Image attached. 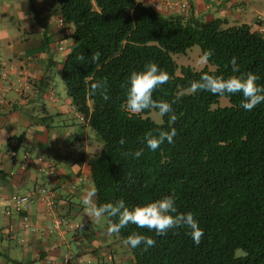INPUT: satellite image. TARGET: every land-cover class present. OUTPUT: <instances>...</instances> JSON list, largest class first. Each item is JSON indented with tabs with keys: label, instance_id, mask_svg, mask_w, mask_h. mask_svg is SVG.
I'll list each match as a JSON object with an SVG mask.
<instances>
[{
	"label": "trees",
	"instance_id": "trees-1",
	"mask_svg": "<svg viewBox=\"0 0 264 264\" xmlns=\"http://www.w3.org/2000/svg\"><path fill=\"white\" fill-rule=\"evenodd\" d=\"M28 2L45 38L34 0ZM56 5L73 27L61 79L72 106L88 119L103 146L89 163L96 203L122 199L131 209L174 194L178 211L192 212L204 230L196 246L184 228L156 236L130 224L117 235L121 241L133 232L156 241L147 251L143 245L128 247L132 264H264V103L245 111L240 94L187 92L205 73L228 78L252 72L264 86V37L245 24L225 27L227 22L218 19L162 17L135 0H56ZM193 46L201 55L211 50L210 62L199 71L178 67L173 56ZM96 52L99 59L92 62ZM233 57L238 73L229 63ZM150 62L170 76L153 99L176 101L174 124L167 116L154 123L148 117L152 110L138 115L125 110L129 76ZM102 79L107 80V101L89 94L91 84ZM220 98L228 105L217 106ZM173 127L172 144L151 151L140 142L149 130ZM22 140L11 141L13 152ZM139 149L143 154L135 158L132 153Z\"/></svg>",
	"mask_w": 264,
	"mask_h": 264
},
{
	"label": "crops",
	"instance_id": "crops-1",
	"mask_svg": "<svg viewBox=\"0 0 264 264\" xmlns=\"http://www.w3.org/2000/svg\"><path fill=\"white\" fill-rule=\"evenodd\" d=\"M159 1L162 17L245 24L264 37V0H186L182 14L170 6L176 0ZM34 3L45 38L28 0H0V264H64L66 256L69 264H132L119 237L107 235V220L96 224L83 213L82 196L93 187L89 163L103 146L89 127L80 130L61 79L73 27L61 33L56 0ZM20 136L13 152L10 143ZM37 187L48 189L53 206L32 195L25 213L29 228L23 229L22 215H5L4 209L12 195L32 194ZM57 215L66 216L71 228L45 237L32 230Z\"/></svg>",
	"mask_w": 264,
	"mask_h": 264
},
{
	"label": "clouds",
	"instance_id": "clouds-1",
	"mask_svg": "<svg viewBox=\"0 0 264 264\" xmlns=\"http://www.w3.org/2000/svg\"><path fill=\"white\" fill-rule=\"evenodd\" d=\"M148 3L143 5L148 6ZM174 4L175 3L170 6L175 7ZM159 7L156 9L152 7L150 8L157 10ZM187 9L188 4L184 12H181L176 8V10L181 14L186 13ZM59 17L61 16L59 15ZM65 25V30H60L62 34L67 30L68 24L66 22ZM58 50L63 51V47L59 46ZM212 55L213 53L211 50L204 51L199 58V63L208 64ZM99 56V52L94 53L91 57L92 62L97 61ZM79 59L83 61L85 57L81 55ZM229 63L232 66V72L238 73L239 66L237 65L236 58L233 57ZM1 76L2 78H5V72H3ZM259 79L260 77L252 72L232 75L228 78L205 73L201 75L198 81L191 83L190 91L192 93H196L198 91L208 92L213 96L221 97L240 94L242 97L240 107L245 111H252L256 106L264 103V86L257 84ZM169 80V74L161 70L155 63L151 62L145 65V70L131 73L127 82L125 110L133 115H138L145 111L152 110L159 118H161V121L165 116H167L170 123L174 124L177 120V116L172 105L176 103V101L173 100L169 103L167 101H156L153 99V93L160 86L167 84ZM107 90V80L102 79L91 84L89 94L99 96L104 101H107L109 99ZM177 99H179V97H177ZM75 111L74 107H72V112L74 113ZM85 119V125H82L78 121L82 127L80 129L81 131L84 127H88V119L86 117ZM175 136L176 129L174 127L170 130L154 129L147 131L140 142L149 150L155 151L165 142L172 144ZM118 143L123 146L125 145L126 140L121 138ZM142 154L143 149L136 150L132 153L135 158H139ZM14 156L15 153H12V157ZM24 157L23 159L27 158V156ZM97 193L98 189H96L95 186L85 191V194L81 199V203L84 205L83 213L96 224H100L106 219V233L109 236L119 235L121 230L127 228L130 224L135 225L137 228L147 229L150 232H154L156 236H164L170 230L184 228L186 230V235L191 238L192 242L196 246L201 244L205 235L204 230L200 227L199 221L192 212L181 213L178 211L176 205L177 198L174 194L164 195L152 202L129 209V207L126 206L125 201L122 199L116 200L112 203L98 205L95 202ZM81 228H83V224H81ZM122 243L124 246L131 249H136L143 245L144 251H147L148 248L155 245L156 241L149 236L133 232L124 238Z\"/></svg>",
	"mask_w": 264,
	"mask_h": 264
},
{
	"label": "built area",
	"instance_id": "built-area-1",
	"mask_svg": "<svg viewBox=\"0 0 264 264\" xmlns=\"http://www.w3.org/2000/svg\"><path fill=\"white\" fill-rule=\"evenodd\" d=\"M147 5L156 9L157 7H159L160 2L157 0H150V2ZM174 6L179 11L184 12L187 8V3L185 2V0H176ZM58 26H59V29L61 31H64L66 28L64 19L62 17H59V19H58ZM3 76H5V75H3ZM74 114H75L76 118L78 119V121L82 125L86 124V119L83 115L79 114L76 111L74 112ZM45 170H46V172H48V174H51V173L53 174V168L51 166L46 167ZM32 195H35L34 196L35 201L45 202L46 205H48L49 207L53 206V202L51 201V198H50L51 195H50V192L48 191V189L45 187H37L32 194L12 195L9 198V200L7 202V206L4 209V214L9 215L10 212H13L15 214L20 215L21 213H25L28 210V207L30 206V204L32 203V201L34 199L32 197ZM21 220H22L23 229H28L29 224L27 222V216L22 215ZM68 227L71 228V225L68 223L67 217L62 216V215H57L54 217V219L51 221L50 224L43 226V227H40L38 229H32V230L38 232V234L41 237H45V236L50 235V234L60 235L61 229L68 228ZM64 260H65L64 264H69L67 256L65 257Z\"/></svg>",
	"mask_w": 264,
	"mask_h": 264
},
{
	"label": "rangeland",
	"instance_id": "rangeland-1",
	"mask_svg": "<svg viewBox=\"0 0 264 264\" xmlns=\"http://www.w3.org/2000/svg\"><path fill=\"white\" fill-rule=\"evenodd\" d=\"M201 57V52L198 46H193L190 48L185 55H174L173 59L175 63L180 66H188L192 68L195 71L201 70L205 65L207 64H201L199 63V58ZM209 67V66H208ZM212 70H214V67H210ZM177 75H179V70H177ZM188 93H191V91H187ZM228 105V101L225 98H220L219 103L217 106L224 107ZM148 117L156 124H161V118H159L154 111H151V113L148 115ZM93 229V228H92ZM122 243V241H121ZM123 245V243H122ZM126 248L129 251V248L123 245V248ZM119 256V253L118 255Z\"/></svg>",
	"mask_w": 264,
	"mask_h": 264
}]
</instances>
